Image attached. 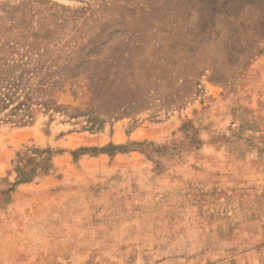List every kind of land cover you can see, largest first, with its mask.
<instances>
[{
    "label": "rangeland",
    "instance_id": "obj_1",
    "mask_svg": "<svg viewBox=\"0 0 264 264\" xmlns=\"http://www.w3.org/2000/svg\"><path fill=\"white\" fill-rule=\"evenodd\" d=\"M0 248L264 264V0H0Z\"/></svg>",
    "mask_w": 264,
    "mask_h": 264
},
{
    "label": "crops",
    "instance_id": "obj_2",
    "mask_svg": "<svg viewBox=\"0 0 264 264\" xmlns=\"http://www.w3.org/2000/svg\"><path fill=\"white\" fill-rule=\"evenodd\" d=\"M31 186H32V185H31ZM29 187H30V185H21L19 189H20L21 192H27V190H28L27 188H29ZM33 188H34V187H33ZM33 188H32V189H33ZM3 251H4V250H3ZM0 252H2V251H1V248H0ZM0 264H13V263H12V262H8V263H7L6 261H5V262H1V261H0Z\"/></svg>",
    "mask_w": 264,
    "mask_h": 264
}]
</instances>
